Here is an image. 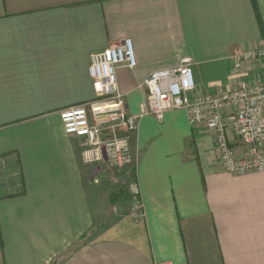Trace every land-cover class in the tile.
<instances>
[{"label":"crops","instance_id":"crops-1","mask_svg":"<svg viewBox=\"0 0 264 264\" xmlns=\"http://www.w3.org/2000/svg\"><path fill=\"white\" fill-rule=\"evenodd\" d=\"M256 1L263 29L252 0H0V264H264V172L221 171L216 135L185 110L139 118L136 189L106 225L96 185L109 160L90 162L60 119L96 99L90 56L125 40L137 61L117 70L129 116L145 80L185 62L194 95L264 82V61H233L264 49Z\"/></svg>","mask_w":264,"mask_h":264},{"label":"built area","instance_id":"built-area-1","mask_svg":"<svg viewBox=\"0 0 264 264\" xmlns=\"http://www.w3.org/2000/svg\"><path fill=\"white\" fill-rule=\"evenodd\" d=\"M233 61L236 64L264 61V49L240 52L233 56ZM136 65L130 40L93 53L89 58V74L96 99L60 113L65 133L85 139L95 151L93 156L87 153L90 162H102L105 152L109 162L129 165V138L138 129L140 117L151 115L161 122L166 113L185 110L194 130L216 135V161L221 171L234 176L264 172V82L243 83L220 96L194 95V74L189 62H185L145 80L142 87L149 93L142 113L139 117L129 116L118 88L117 70L134 69ZM120 128H125V135L118 134ZM107 130L114 137L103 143L101 136Z\"/></svg>","mask_w":264,"mask_h":264},{"label":"rangeland","instance_id":"rangeland-1","mask_svg":"<svg viewBox=\"0 0 264 264\" xmlns=\"http://www.w3.org/2000/svg\"><path fill=\"white\" fill-rule=\"evenodd\" d=\"M99 173L102 176L100 177L99 184L96 185L100 189V208L98 210L102 216L109 214V217L103 220V225H106L112 221L111 218L115 205L111 203L112 198L114 196L120 197L121 204H123L122 202L125 201L124 196H128L129 194L134 195L136 189L135 173L133 172L132 164L121 167L109 162L100 169ZM97 226L100 227L99 224Z\"/></svg>","mask_w":264,"mask_h":264},{"label":"trees","instance_id":"trees-1","mask_svg":"<svg viewBox=\"0 0 264 264\" xmlns=\"http://www.w3.org/2000/svg\"><path fill=\"white\" fill-rule=\"evenodd\" d=\"M252 2H253V6H254V10H255V12H256V16H257V18H258V21H259V23H260V26L262 27V29H263V23H262V20H261V15H260V10H259V7H258V4H257V1L256 0H252ZM120 199V197H118V196H114L113 198H112V204H115V203H117L118 202V200ZM54 264H57L56 262H54Z\"/></svg>","mask_w":264,"mask_h":264}]
</instances>
